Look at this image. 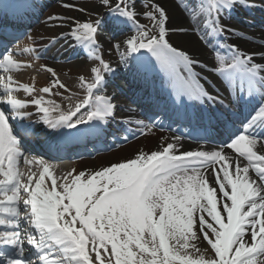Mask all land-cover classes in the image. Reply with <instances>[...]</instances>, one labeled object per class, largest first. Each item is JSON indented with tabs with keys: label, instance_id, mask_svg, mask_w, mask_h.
Masks as SVG:
<instances>
[{
	"label": "snow or ice",
	"instance_id": "snow-or-ice-1",
	"mask_svg": "<svg viewBox=\"0 0 264 264\" xmlns=\"http://www.w3.org/2000/svg\"><path fill=\"white\" fill-rule=\"evenodd\" d=\"M100 2L109 11L113 32L128 27L133 33L122 43L109 42L121 65L146 67L149 57L154 58L177 112L184 110L186 118L201 123L239 122L241 128L213 150L180 151L176 142L181 137L176 136L158 150L140 151L98 170L70 172L58 182L46 162L25 157L22 139L33 134L31 125L20 123L17 130L11 121L29 119L32 113L23 111L28 105L12 95L11 77L3 83L0 76V264H264V50H244L245 32L222 23L239 9H254L255 0H177L175 9L143 0L142 7L149 9L144 12L137 10L135 0ZM175 10L186 23L176 22ZM141 15L151 27L139 23ZM49 20L71 21L62 38L96 63L90 68V82L80 77L86 96L67 113L53 116L60 105L42 106V98L34 99L43 113L39 120L61 135L99 136L115 119L117 107L115 93H105L108 76L116 72L98 40L105 21L80 22L67 16ZM193 31L205 43L215 41L211 71L228 98L216 85L213 94L202 83H211L203 75L208 65L171 42L173 33ZM232 37L239 43H229ZM23 53L39 58L38 49L25 48ZM14 55L7 49L0 53V71L20 68ZM47 71L56 77L55 70ZM138 73L137 68L133 78ZM20 87L28 94L33 91L28 85ZM53 87L70 91L58 79ZM41 91L50 93V88ZM243 107L250 111L240 119ZM125 123L142 133L156 126L143 119ZM21 161L38 164V178L32 172L22 182ZM204 242L207 246L201 247Z\"/></svg>",
	"mask_w": 264,
	"mask_h": 264
},
{
	"label": "bare ground",
	"instance_id": "bare-ground-1",
	"mask_svg": "<svg viewBox=\"0 0 264 264\" xmlns=\"http://www.w3.org/2000/svg\"><path fill=\"white\" fill-rule=\"evenodd\" d=\"M6 1L13 3L16 0H6ZM173 1L174 0H156V3L162 4L164 7L169 8V9H175L176 4L173 3ZM256 1H262V2L257 3ZM255 3H256V6L258 7V5L264 3V0H255ZM257 7H255L254 9H251V10L239 9V10L233 12L232 18H231L232 20L231 19L230 20L224 19L222 21V23L227 24L230 27H236V28H239L245 32V34H246L245 43L242 44L241 47L244 50L249 51V52H259L261 50H264V33L258 31V28L262 29V27H264V17L261 16L258 19H255V20H257L256 22L253 21L254 18L259 16L260 13H264V11L262 9L259 10V8H257ZM14 15L17 18L23 17V15L19 14V13L14 14ZM11 16H12V14L9 17H11ZM175 17H176L177 23H186V21H183V19L181 17V13L179 10H175ZM234 17H236V18H234ZM16 31H18V29L15 30V32H13L9 29H2V31H1L2 40L0 42L3 41V37L5 39L7 37L8 38L14 37L15 33H17ZM187 34L188 35L192 34V35H189V37H188ZM185 35H186V37H184L181 34V37L179 38L180 42H179V40H176V41L172 40V42L174 43L173 45L176 46L175 43H179V46H177V47L182 48V50L187 51L189 54L191 53V55H193L195 59H198L201 62V64H206L208 66L213 65L212 55L214 56V51L209 46V45H211L210 42L205 43V41L199 39L198 38L199 36L194 31L186 33ZM193 36L196 37V40H194ZM60 38H62V36ZM40 39H38V41L34 45L32 43V39L30 40L29 38H23V39H21V42L18 43L17 49L13 50V51L21 52L25 48L38 49L39 50V58H37L32 53H25L23 58H21V60H14L17 64L20 65L19 69L13 70L10 73H5L3 71H0V73H2L0 76H3V78H4L3 83H7L8 78L11 77L12 83L9 85V87L11 89H14V91L12 93L14 98H16V99H18V100H20V101H22L28 105L25 109H23V111L32 113V116L29 119L23 120V122L30 124V125L35 124V126H42L45 124L39 120V117L42 116L43 113L39 112L38 107L32 103V101L34 99L42 98L45 101V104L42 106H49L50 107V104L48 102H54L55 104L60 105L59 111L52 113L53 116H58L60 111L67 113L69 111L70 107L74 108V106L77 103H79L81 100H83L84 97L86 96V93H85L86 90L81 86V83H79V84L67 87L70 90V91H66V98H68V99H65L64 101L59 102V100H61V98L57 97L58 102H56L57 101L56 95L53 93V90L55 88V87H53V80L58 79V81L60 83H62V84H64V83L62 80H60V78L57 76V74H56V77H53L52 74L47 71V68H51V69L55 70V72L58 70L59 73H62V71L60 69H58L54 63H51V60H53V59L55 60L56 58H58V55L55 52H53V50H51L49 52V54L47 56H45L43 53H46V51L43 52V47H42L43 45H42V42ZM231 39H233L232 42L234 41L236 43H239V41L236 37H232ZM202 46H204V47H202ZM73 57H77V56H73ZM149 59H150L151 63L149 65H147L146 67H141L139 65L134 64L135 71L137 68L139 69V73H138L139 78H141L143 76L142 71H144L147 74L151 73L154 80H158V79L163 77V80L166 82L165 86L167 87L166 78L164 77L163 73L160 72L159 68H157V70L156 69H151V71L149 70L148 67L153 66V63H154V62H152L151 57H149ZM115 66L116 65L112 64L113 68H115ZM196 70L201 71V69L199 67H197ZM205 71L203 72V75H206ZM207 71H211V69L208 68ZM88 74H90V72L89 73L85 72V73L81 74V76L84 77L85 81L89 82V80H91V76H88ZM144 79L146 81L149 80V78H144ZM212 79H213V81H212L211 87H209V86H207V84H205V86L208 88V90L213 92V94H216V90H214V88H213V85H216L219 88L220 94H222L225 98H228L229 93L226 92L224 87H222L220 85L218 78L216 77V78H212ZM108 82L110 83V79L108 80ZM202 83H206V82L202 81ZM21 85H28V86L32 87L33 88L32 93L31 94L25 93L23 91V89L20 87ZM44 87L50 88V93L42 92L41 89ZM3 91H4L3 84H0V93H3ZM105 93L107 94L106 90H105ZM107 95L111 96L112 94L108 93ZM126 102H127L126 96H124V95L122 97L114 96V103L117 105L116 110H115V115H117L118 113L123 114L122 118H125V119L122 122H124V123L128 119H132V120L137 119V117H138L137 114L141 116V112H139L138 110H135L134 112H129L128 110H126V108H125ZM3 107H4V99H3V96H0V110H3ZM245 108L246 107H243L241 109V115H242V112ZM249 111H250V109L247 112L249 113ZM214 121H216V120H212L211 123ZM113 124H117V123H115L114 121H110V123L108 125H113ZM121 127H122V131H123V135H124V132H126L129 128H131V127L136 128L135 125H130L127 123H126V125L121 124ZM50 130L54 131L52 129H50ZM108 130L110 133H113L112 128H108ZM161 131H157V130L151 131L150 133L145 135L143 138L137 139V141H134L133 143L131 142L132 144H129L127 146L122 145L121 149L114 150L111 152H107L105 154H101L99 158L97 156L94 159L83 160L80 162V166H82L84 168L88 167V168H93V169L98 170L102 167L110 166L113 163L121 162V161L130 159V158H134L135 155H137L140 151L150 153L151 151H154L155 148L159 147L162 143L175 142L174 137H170L168 135H165V134L161 133ZM206 131L207 130H203V132H206ZM100 137L101 136L99 134V136L87 135V136L81 137V138H74V137L68 136L67 138L73 139V142L71 141L70 145H74V143H76V144L83 143V142L87 141L89 138L93 139V141L98 138L97 141H100L99 140ZM165 138L167 141H165ZM132 140H135V139H132ZM93 141L89 143L90 146H94ZM102 142L104 143V145H107V146L109 144L106 140H102ZM176 143H178L180 151H187V150L195 151V150L200 149V148L195 147V146H190L189 144H186L182 140H179ZM58 149L60 150V147H58ZM85 151H89V150L86 149ZM54 158L56 160H66L65 158H67V157H61V155H54ZM67 163H76V162H67ZM76 167H77V164H75L70 169L61 171L59 173H53V175L59 179L58 180V182H59L61 177L66 176L70 172L73 175H75V171H72V170H75ZM40 171H42V170L41 169H35V168L24 169L22 171L19 170V172L22 173L23 177H24L22 182L26 183L27 182V176L30 175L32 172H36L37 178H38V174ZM0 179H3V177L0 176ZM45 184H46V186H48L50 188L51 181L46 179ZM33 187H34V182H33ZM20 203L22 206V200L20 201Z\"/></svg>",
	"mask_w": 264,
	"mask_h": 264
},
{
	"label": "rangeland",
	"instance_id": "rangeland-1",
	"mask_svg": "<svg viewBox=\"0 0 264 264\" xmlns=\"http://www.w3.org/2000/svg\"><path fill=\"white\" fill-rule=\"evenodd\" d=\"M22 1H29V0H22ZM36 2H38L37 10L39 14V17H37V23L38 22L40 23L37 24L38 28L35 29L30 35L32 38V43L35 45L38 39L41 38L40 40H42L41 42L44 48L46 50L51 49L53 50V52H55L58 55V58H56L55 60L54 59L51 60V63H54L56 67L62 71V73H59L57 70L55 73L60 78V80L63 81L66 87L81 83L80 82L81 74L85 72L89 73L90 68L95 66L96 62L89 60L87 53L85 55H80V57L76 59L70 58V55L75 54L76 51L81 52V50L79 49V46H75L73 41L60 38L62 34L67 33L69 31V28L71 26V21L49 20V17L51 16L72 17L73 20H78L80 22L93 21L97 18L103 19L105 21V24L102 26L103 34L98 36V40L103 45L104 59L109 61L111 65L112 64L116 65L115 74L108 76V79H111V82L107 83V87L105 90L109 92L110 89L114 87L113 78H115L116 79L115 81L119 82V84L125 81V79L129 76V69L132 68L131 66L132 62H130L127 68L121 65L119 63V59H120L119 53L109 46V42L111 41L112 44L122 43L129 35L133 33L129 30V28H126V27L113 32L111 30L112 26H110L108 23L111 20L109 11L105 6L101 4L100 0H36ZM154 2L156 3V0H154ZM176 2L177 0L173 1V3L175 4ZM185 2L187 3V0H185ZM65 4L73 5L74 7L66 8L64 7ZM135 4L137 7V10L140 12L149 10V9H145L142 7L143 0H135ZM0 5H5V4L2 3L0 0ZM77 9H84V11H78ZM138 21L139 23L144 24L146 27H151L152 22L150 20L145 19L144 16L142 15L138 16ZM61 24H63L64 26H58ZM182 35L186 37L185 34H182ZM189 35H192V34H189ZM189 35L187 34L188 37ZM172 37H173L172 40L174 41L179 40L180 42L179 38L181 37V33H173ZM193 37H194V40H196V37L195 36ZM54 39L56 42L53 44ZM232 40L233 39L229 40L228 42L236 43L234 41L232 42ZM175 44L176 46H179V43H175ZM120 51H124L123 46L121 47ZM23 56H24V53L22 52L20 54L15 55V57L13 58L20 60L21 58H23ZM214 56L212 55V63L214 62ZM212 66L213 65L208 66V68L212 69ZM207 72H212V71H207ZM212 75L215 76L214 73H212ZM88 76H91V75L88 74ZM90 81L91 80H89V82ZM57 92H59L60 95H56L55 93ZM53 93L56 95V99L57 97L61 98L59 102H62L65 99H68L66 98L65 89L55 87L53 90ZM56 102H58V99ZM127 105L130 106L131 103L130 104L127 103ZM121 117L122 115H120V113L115 115L116 120L120 119ZM165 141H167L166 138H165ZM158 148L159 147L155 148V150H158ZM84 170H97V169L88 168V167L84 168L82 166H78L75 168L74 171L76 174ZM57 180L59 179L57 178ZM205 246H207L206 242L201 244V247H205Z\"/></svg>",
	"mask_w": 264,
	"mask_h": 264
}]
</instances>
